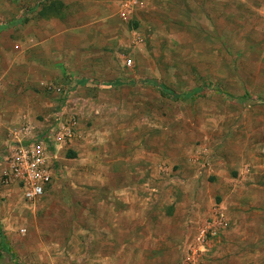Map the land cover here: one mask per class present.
Returning a JSON list of instances; mask_svg holds the SVG:
<instances>
[{
  "label": "rangeland",
  "instance_id": "rangeland-1",
  "mask_svg": "<svg viewBox=\"0 0 264 264\" xmlns=\"http://www.w3.org/2000/svg\"><path fill=\"white\" fill-rule=\"evenodd\" d=\"M119 2L0 0V155L71 128L0 264H264V0Z\"/></svg>",
  "mask_w": 264,
  "mask_h": 264
},
{
  "label": "built area",
  "instance_id": "built-area-1",
  "mask_svg": "<svg viewBox=\"0 0 264 264\" xmlns=\"http://www.w3.org/2000/svg\"><path fill=\"white\" fill-rule=\"evenodd\" d=\"M144 1L120 0L119 17L126 20L134 15L143 6ZM128 65L130 66V61ZM58 128L54 129L52 132L55 133H51L49 137L32 135L24 141L18 136H24L26 132L20 131V135H14L16 140L0 155V171L4 183L8 186H16L26 202L39 200L53 182L55 176L53 162L56 156L51 146H55V141L62 143L63 136L69 138L71 136L70 127L61 126L64 130L62 135L61 129Z\"/></svg>",
  "mask_w": 264,
  "mask_h": 264
},
{
  "label": "trees",
  "instance_id": "trees-1",
  "mask_svg": "<svg viewBox=\"0 0 264 264\" xmlns=\"http://www.w3.org/2000/svg\"><path fill=\"white\" fill-rule=\"evenodd\" d=\"M73 156H75L74 153H69V158H73Z\"/></svg>",
  "mask_w": 264,
  "mask_h": 264
},
{
  "label": "crops",
  "instance_id": "crops-1",
  "mask_svg": "<svg viewBox=\"0 0 264 264\" xmlns=\"http://www.w3.org/2000/svg\"><path fill=\"white\" fill-rule=\"evenodd\" d=\"M95 14H93V16H94ZM51 43H53V41H51ZM55 156H56V153H55Z\"/></svg>",
  "mask_w": 264,
  "mask_h": 264
}]
</instances>
